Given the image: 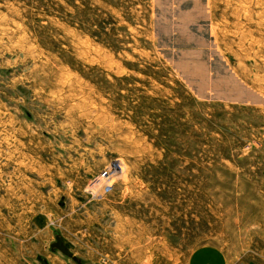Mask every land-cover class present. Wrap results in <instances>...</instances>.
<instances>
[{"label":"rangeland","instance_id":"obj_1","mask_svg":"<svg viewBox=\"0 0 264 264\" xmlns=\"http://www.w3.org/2000/svg\"><path fill=\"white\" fill-rule=\"evenodd\" d=\"M0 264H264V0H0Z\"/></svg>","mask_w":264,"mask_h":264},{"label":"water","instance_id":"obj_2","mask_svg":"<svg viewBox=\"0 0 264 264\" xmlns=\"http://www.w3.org/2000/svg\"><path fill=\"white\" fill-rule=\"evenodd\" d=\"M51 250L52 251L58 250L60 253H62L66 257L71 258L72 260L79 263L78 259H76V257H74L73 254L64 246V244L62 243V241L60 240L58 236L55 237V242L52 243Z\"/></svg>","mask_w":264,"mask_h":264},{"label":"built area","instance_id":"obj_3","mask_svg":"<svg viewBox=\"0 0 264 264\" xmlns=\"http://www.w3.org/2000/svg\"><path fill=\"white\" fill-rule=\"evenodd\" d=\"M115 169H116V165L113 164V166L111 167V170L110 171H113L114 172ZM111 190H112L111 184H107V185L104 186V189L102 190V192H103V194H108V193L111 192Z\"/></svg>","mask_w":264,"mask_h":264},{"label":"crops","instance_id":"obj_4","mask_svg":"<svg viewBox=\"0 0 264 264\" xmlns=\"http://www.w3.org/2000/svg\"><path fill=\"white\" fill-rule=\"evenodd\" d=\"M195 4V3H194ZM193 4V5H194ZM195 6H196V4H195ZM191 16H192V13H187V15H186V17L188 18L187 20H185V22H184V24L186 23V27H185V25H183L184 26V28L186 29V30H188L189 29V25H191L192 23H191V21H190V18H191Z\"/></svg>","mask_w":264,"mask_h":264}]
</instances>
